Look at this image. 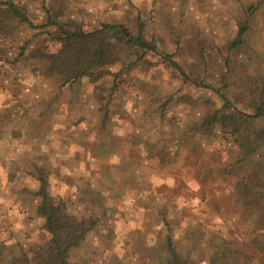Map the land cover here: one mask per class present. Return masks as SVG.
<instances>
[{"label":"clouds","instance_id":"clouds-1","mask_svg":"<svg viewBox=\"0 0 264 264\" xmlns=\"http://www.w3.org/2000/svg\"><path fill=\"white\" fill-rule=\"evenodd\" d=\"M9 4L28 19L0 34V264H45L58 238L59 264H264V0ZM73 30L113 55L66 82L49 69Z\"/></svg>","mask_w":264,"mask_h":264},{"label":"trees","instance_id":"trees-1","mask_svg":"<svg viewBox=\"0 0 264 264\" xmlns=\"http://www.w3.org/2000/svg\"><path fill=\"white\" fill-rule=\"evenodd\" d=\"M8 11H0V31H5L6 23L10 20L19 18L20 20L27 21V16L24 15L23 11L16 7L15 5H7ZM142 28V26H141ZM63 31V29H61ZM117 31L123 32L125 35L128 34V29L120 28V27H106L103 29V32H111L115 34ZM64 37H66V48L69 53L75 58L74 62H69L67 64H61L56 66L58 71L62 76L65 77V81L72 79L74 76L78 78V73L83 66V64H100L108 59L110 50L108 49L110 45L106 43V40L103 37L102 32H97L93 35V38H89L88 36L83 35L78 30L73 31H65ZM64 37H61L63 39ZM127 43L138 45L142 48H147L148 45L143 42V36L137 40L129 37ZM171 61L172 57H168ZM174 66L180 69V65L176 64L174 61L172 62ZM183 72V70L181 69ZM186 75V74H185ZM187 79H191L186 75ZM264 97V94L262 95ZM255 110L258 113V117L260 115H264V99L260 102H257L255 105ZM230 118H233L235 123L234 130L239 131L240 121L236 116L232 117H224V121H229ZM214 119V117H210L209 121ZM261 137H264V132L259 133ZM44 212L48 213L50 210L47 206L43 209ZM59 213L56 210H51L49 215V222L51 225V229L55 232H63L70 228V225L64 224L59 219ZM63 241L61 239H57L54 241V246L48 249L47 257L45 260V264H59L60 260L64 256V251L62 248Z\"/></svg>","mask_w":264,"mask_h":264},{"label":"rangeland","instance_id":"rangeland-1","mask_svg":"<svg viewBox=\"0 0 264 264\" xmlns=\"http://www.w3.org/2000/svg\"><path fill=\"white\" fill-rule=\"evenodd\" d=\"M24 22H27V21L20 20L19 18H17V19H13V20H10L9 22L7 21V22H5L6 25H7V26H6L7 29H6L5 31H0V34H2V35H11V34H13V33H14V32L20 27V25H21L22 23H24ZM27 43H28V42H26L25 45H23V46L21 47V50H20V57H21V58L23 57L24 52L26 51ZM127 44H128V45H133V44H130V43H127ZM141 48H142V47H141ZM108 49L110 50V53H109V56H108V59H107V60H109V59L111 58V56L113 55L112 47L110 46ZM139 58L142 59V57H139ZM107 60H105V61H107ZM105 61H104V62H105ZM104 62H102V63H100V64H103ZM100 64H95V65H100ZM172 66L175 67V68H177V67L174 66L173 64H172ZM177 69H178V68H177ZM49 73H58V74H60V72L58 71V69H57L56 67H54L53 69H49ZM186 79H187V78H186ZM66 82H67V81H66ZM262 95H263V94H261L260 96H258V97L256 98V100L250 105L254 110H255V105H256V103H257V102H260V101H262V100L264 99V97H263ZM224 122H225V125H226L227 127H230V128L233 129L234 133H239V132L241 131V127L243 126V122L240 121V124H239L240 130H239V131H236V130H234L235 123H234V121H233V118H232V119L230 118L229 121H224ZM241 163H243V161H241ZM250 179H251L252 181L255 182V180H256L255 174H254L253 177H251ZM241 193L243 194L244 197H246V198H251V200H252L253 203L256 202V198H257L256 194L253 193L252 191H250V189H249L246 185L241 187Z\"/></svg>","mask_w":264,"mask_h":264}]
</instances>
